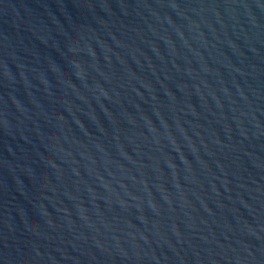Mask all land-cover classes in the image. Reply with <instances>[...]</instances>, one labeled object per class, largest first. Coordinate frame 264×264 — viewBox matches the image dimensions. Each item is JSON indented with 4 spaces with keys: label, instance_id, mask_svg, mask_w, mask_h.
Segmentation results:
<instances>
[{
    "label": "water",
    "instance_id": "1",
    "mask_svg": "<svg viewBox=\"0 0 264 264\" xmlns=\"http://www.w3.org/2000/svg\"><path fill=\"white\" fill-rule=\"evenodd\" d=\"M0 264H264V0H0Z\"/></svg>",
    "mask_w": 264,
    "mask_h": 264
}]
</instances>
